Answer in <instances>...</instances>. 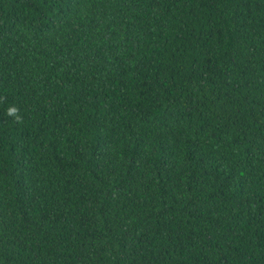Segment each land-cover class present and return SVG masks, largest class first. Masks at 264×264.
<instances>
[{
    "label": "trees",
    "instance_id": "1",
    "mask_svg": "<svg viewBox=\"0 0 264 264\" xmlns=\"http://www.w3.org/2000/svg\"><path fill=\"white\" fill-rule=\"evenodd\" d=\"M0 264H264V0H0Z\"/></svg>",
    "mask_w": 264,
    "mask_h": 264
},
{
    "label": "clouds",
    "instance_id": "2",
    "mask_svg": "<svg viewBox=\"0 0 264 264\" xmlns=\"http://www.w3.org/2000/svg\"><path fill=\"white\" fill-rule=\"evenodd\" d=\"M7 111H8L9 114H13V113H15L17 111V109L15 107H10V108L7 109ZM17 119H19V117H17Z\"/></svg>",
    "mask_w": 264,
    "mask_h": 264
}]
</instances>
